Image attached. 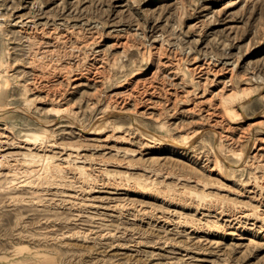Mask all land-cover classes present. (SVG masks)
Wrapping results in <instances>:
<instances>
[{
  "label": "rangeland",
  "instance_id": "obj_1",
  "mask_svg": "<svg viewBox=\"0 0 264 264\" xmlns=\"http://www.w3.org/2000/svg\"><path fill=\"white\" fill-rule=\"evenodd\" d=\"M0 63V264H264V0H0Z\"/></svg>",
  "mask_w": 264,
  "mask_h": 264
},
{
  "label": "bare ground",
  "instance_id": "obj_2",
  "mask_svg": "<svg viewBox=\"0 0 264 264\" xmlns=\"http://www.w3.org/2000/svg\"><path fill=\"white\" fill-rule=\"evenodd\" d=\"M148 53L150 52V53H152V51H147ZM150 53L148 54L149 55V58H148V55H147V58H145L146 60H147V63L149 62L150 63V61H151V57H152V55H150ZM1 64V63H0ZM141 68V67H140ZM136 69H138V68H136ZM143 69V68H142ZM135 71V70H134ZM144 72H143V70H137V71H135L134 72V75L135 76H137V77H139V76H141L142 74H143ZM125 78V77H124ZM120 82H121V80H119ZM120 82H118V83H120ZM123 83V82H122ZM122 83H120L121 85H123ZM119 85V84H118ZM121 85H119V86H121ZM118 86V87H119ZM236 87V86H235ZM231 90V89H230ZM242 90V89H241ZM235 94L236 93H234V90H232L230 93H228V94H225L224 96H223V98H222V100H221V106H222V110H223V113H225V111L228 109V108H233V107H235V106H237V107H239V108H241V106H242V104H241V101L240 102H235L234 101V96H235ZM236 97V96H235ZM57 108V107H56ZM3 109V108H2ZM53 109H55V107L53 108ZM60 109H62V108H60ZM63 109H66L65 107L63 108ZM57 110H59V109H57ZM52 111V110H51ZM69 111V110H68ZM230 111V110H229ZM235 111H236V109H235ZM62 112H64L63 110H62ZM64 114V113H63ZM227 114V113H226ZM231 114V113H230ZM66 115V114H65ZM70 115V114H69ZM228 115V114H227ZM231 116V115H230ZM72 117V116H71ZM70 117V118H71ZM73 121H74V119H73ZM78 126V125H77ZM79 127H81V126H79ZM44 131V130H43ZM45 132V131H44ZM45 134H46V132H45ZM30 139V138H29ZM32 139H35L34 137L32 138ZM27 140V139H26ZM28 141H31V140H28ZM174 144V143H173ZM237 154L239 153V152H236ZM235 153V154H236ZM234 154V155H235ZM47 157V156H46ZM239 157V156H238ZM239 159H240V157H239ZM54 165V164H53ZM52 165V166H53ZM50 166V165H49ZM51 166V167H52ZM55 166H57V164L55 165ZM50 167V168H51ZM49 168V167H48ZM49 168V169H50ZM56 169H58V168H60V166L59 167H55ZM55 168H54V170H55ZM54 170H51V172L52 171H54ZM29 171V170H28ZM56 171V170H55ZM21 181H23V180H21Z\"/></svg>",
  "mask_w": 264,
  "mask_h": 264
}]
</instances>
